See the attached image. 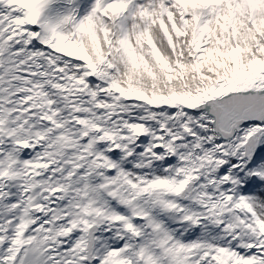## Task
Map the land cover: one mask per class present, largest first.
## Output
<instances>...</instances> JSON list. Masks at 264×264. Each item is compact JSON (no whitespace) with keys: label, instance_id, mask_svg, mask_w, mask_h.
Listing matches in <instances>:
<instances>
[{"label":"snow or ice","instance_id":"snow-or-ice-1","mask_svg":"<svg viewBox=\"0 0 264 264\" xmlns=\"http://www.w3.org/2000/svg\"><path fill=\"white\" fill-rule=\"evenodd\" d=\"M0 264H264V0H0Z\"/></svg>","mask_w":264,"mask_h":264}]
</instances>
